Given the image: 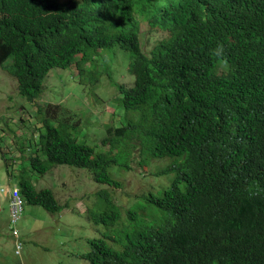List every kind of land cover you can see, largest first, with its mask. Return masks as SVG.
<instances>
[{"label": "trees", "instance_id": "1", "mask_svg": "<svg viewBox=\"0 0 264 264\" xmlns=\"http://www.w3.org/2000/svg\"><path fill=\"white\" fill-rule=\"evenodd\" d=\"M141 22L162 33L146 52ZM112 48L129 54L125 71L132 81L115 84L125 119L108 126L101 141L112 151L113 134L139 132L151 158H169L160 173L174 176L146 200L161 223L125 229L120 249L90 239L82 258L88 264H264V0H0V67L10 60L7 70L30 102L49 69L70 66L78 81L84 67ZM58 107H36L47 115L34 118L38 143L19 148L17 159L28 158L31 171L43 175L53 164L85 168L96 182L118 187L107 172L115 160L66 130L78 124L71 112L48 122ZM130 110L134 116L125 113ZM17 177L25 203L50 214L62 209L50 188ZM104 199L106 209L90 218L114 225L118 210L108 193Z\"/></svg>", "mask_w": 264, "mask_h": 264}, {"label": "rangeland", "instance_id": "2", "mask_svg": "<svg viewBox=\"0 0 264 264\" xmlns=\"http://www.w3.org/2000/svg\"><path fill=\"white\" fill-rule=\"evenodd\" d=\"M138 35L141 49L146 52L162 33L150 32L147 23L141 22ZM118 50L112 48L111 54L104 52L97 65L84 67L86 76L78 81L77 70L70 66L49 69L41 94L32 102L19 94L16 79L7 70L10 60L0 67V186L8 189L17 184L21 173L36 189L50 188L62 205V209L50 214L41 206L24 204L15 225L21 241L19 253L15 254L8 197L0 190V264H88L82 258L90 250L88 240L103 238L112 248L120 249L125 229L161 223L160 212L146 200L149 194L159 196L169 186L174 173H160L169 158H151L148 141L139 132L120 138L113 134L112 151L101 141L108 126L124 123L125 119L115 84H131L132 76L126 73L130 56ZM47 103L59 105L56 116L48 117L49 123L56 124L57 119L71 112V122L78 120V124L66 127L70 136L92 147L95 154L106 153L115 160L107 172L119 183L118 187L96 182L85 168L53 164L43 175L31 171L28 158L22 162L17 159L19 148L38 143L33 133L34 118L42 120L47 115L45 110L36 111V107ZM125 113L135 115L131 110ZM44 130L43 126L38 133ZM32 149L36 151L34 145ZM107 193L118 210L117 222L95 224L90 214L106 209ZM127 212L136 214L135 218H129Z\"/></svg>", "mask_w": 264, "mask_h": 264}, {"label": "built area", "instance_id": "3", "mask_svg": "<svg viewBox=\"0 0 264 264\" xmlns=\"http://www.w3.org/2000/svg\"><path fill=\"white\" fill-rule=\"evenodd\" d=\"M0 190L7 194L8 197L9 229L15 244L14 253L17 254L19 253V249L21 247V241L20 238H18V232L15 225L23 212L25 202L17 185H13L8 189H3L0 186Z\"/></svg>", "mask_w": 264, "mask_h": 264}, {"label": "clouds", "instance_id": "4", "mask_svg": "<svg viewBox=\"0 0 264 264\" xmlns=\"http://www.w3.org/2000/svg\"><path fill=\"white\" fill-rule=\"evenodd\" d=\"M216 52H217V55H220L221 54L222 50L219 48V46H218V49L216 50ZM14 185H17V184H14ZM14 248H15V244H14Z\"/></svg>", "mask_w": 264, "mask_h": 264}]
</instances>
